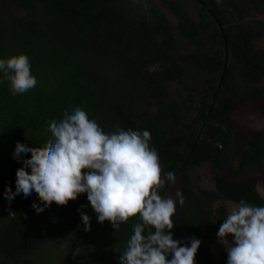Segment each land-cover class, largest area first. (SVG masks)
<instances>
[{"label":"trees","instance_id":"trees-1","mask_svg":"<svg viewBox=\"0 0 264 264\" xmlns=\"http://www.w3.org/2000/svg\"><path fill=\"white\" fill-rule=\"evenodd\" d=\"M161 1L174 16L173 24L153 5L146 10L139 0H0V13L14 11L7 20L0 19V58L26 54L38 85L32 93L14 95L0 73V264H119L138 217L118 229L109 221L100 223L86 193L67 205L56 204L57 214L38 197L15 205L5 197L9 186L18 194V173L25 171L14 157L17 142L36 152L47 149L54 139L52 126L63 119L65 110L71 112L77 106L105 132L117 128L150 132L162 178L169 171L175 174V183L166 181L159 189L162 196L168 187L178 188L176 175L183 174L177 190L185 202L177 203L172 217L174 239L187 243L202 227L214 236L227 215L223 204L211 205L218 200L238 203L244 199L264 206L256 189L258 183L264 186V134L237 139L229 129L231 113L247 100H260L264 111V49L254 44L264 32L259 17L264 0H246L256 6V36L226 26L228 6L235 9L245 0H222V4L208 0L200 10L205 15L196 20L176 0ZM219 25L225 27L220 30ZM177 36L196 48L181 50ZM224 48L237 59L240 76L250 85L246 90L225 78L221 89L214 87L223 71L234 76L233 66L225 65ZM190 70L212 76L206 81L208 87L199 90L200 102L193 94L195 86L189 85ZM172 86L188 94L189 110L196 107L190 124H184L174 101L167 98L166 88ZM209 89L217 94L211 109ZM226 150L237 159L228 165L230 176L214 175L215 191L200 190L205 196L198 200L186 174L209 154L219 159ZM224 161L225 157L219 159L217 167L223 169ZM28 162L34 161L29 158ZM248 164L261 171V177L240 179ZM37 206L44 211L36 213ZM81 212L90 217L87 230ZM50 213L54 219L47 218ZM212 263L206 253L195 256V264ZM217 264H227V252Z\"/></svg>","mask_w":264,"mask_h":264},{"label":"clouds","instance_id":"clouds-1","mask_svg":"<svg viewBox=\"0 0 264 264\" xmlns=\"http://www.w3.org/2000/svg\"><path fill=\"white\" fill-rule=\"evenodd\" d=\"M0 73L14 95L37 89L26 54L0 58ZM51 135L53 142L40 152L17 142L14 157L25 171L18 173V194L10 186L6 189L10 205L38 197L44 207L64 206L86 193L100 223L109 221L118 229L138 217L119 264H195L201 240L193 236L182 243L173 237L172 217L177 203L183 205L185 198L179 190L175 199L160 194L166 181L175 183V174L169 171L162 178L159 155L150 146L147 129L105 132L77 106L71 112L65 110ZM29 158L34 162L29 163ZM44 207L34 211L39 214ZM80 215L87 230L90 217ZM217 237L226 248L227 264H264V206L244 199L234 203Z\"/></svg>","mask_w":264,"mask_h":264},{"label":"rangeland","instance_id":"rangeland-1","mask_svg":"<svg viewBox=\"0 0 264 264\" xmlns=\"http://www.w3.org/2000/svg\"><path fill=\"white\" fill-rule=\"evenodd\" d=\"M142 5L145 6L146 10H149L151 5H153L160 13L164 14L169 21L170 24H173L176 20L174 19V16L167 11V9L164 8V5L161 0H150V2L147 3L146 0H139ZM182 9L186 10L191 17H193L195 20L200 18V16H203L202 14H199V8H200V2L207 3L208 0H177ZM219 3L222 4V0H218ZM246 1V0H245ZM255 4L250 3L246 1L244 5H238L235 9L228 6L226 15L228 17V26L231 31H236L243 33V31L252 32L256 36V32L258 29V25L254 22V14H255ZM13 9H10L8 13H0V19L3 17L4 19H8L9 15L13 14ZM264 12L259 13V17L264 22ZM262 36L259 38L256 37L254 40L255 47L257 49H264V32L261 34ZM202 41H207V38L205 35H201ZM177 47L181 50H187L190 51L193 48H196L195 46H192L191 43H188L185 40L180 39L178 36L176 38ZM227 56V55H226ZM229 62V63H228ZM228 62L227 65L231 67V65L234 68V77L230 79L229 81L232 82V84L237 85L241 90H246L250 85L249 83L245 84V82L242 80L240 76V71L237 66V59L235 57H231L230 54H228ZM235 64V65H234ZM189 80L191 83L189 85L195 86V92L202 89V86L205 84L206 80L209 79V77L204 73H200L194 70H190L187 73ZM218 76V75H217ZM213 76V77H217ZM261 85L263 83V79H260L259 82ZM254 84V83H251ZM255 85V84H254ZM167 98H170L171 101H174V104L177 102L179 103L180 107H177V113H181L182 120L184 124H190L192 116L196 111V107H194L191 110L185 109V102H183L182 93L176 89V87H168L166 88ZM264 94V93H263ZM260 108V109H259ZM230 121L229 122V129L232 130V133L235 138L239 139L242 135H247L249 133H255L260 132L264 134V111L261 107V101L260 100H253L250 99L246 101L244 104H242L238 110L234 111L230 115ZM214 123V121H212ZM224 148L222 147V150ZM231 152L229 150L224 151V157H225V164L223 169H220L219 166L217 167L216 163L221 160L222 158H216L215 155L209 154L208 157L201 161L200 164L196 167H193L189 169L188 173L186 174V179L188 181V187L190 191L194 194L195 198L199 200V197H203V195L200 190L205 191L207 193H213L215 191V183H214V175L220 173L223 174L226 177L230 176V171L228 170L229 164H236V157L231 156ZM242 174L240 175V179L248 180L250 178H259L261 177V171L256 169V167L253 164H248L245 166V168L242 170ZM183 174L178 173L176 175L177 180V189L181 188V185L183 183V179L181 178ZM176 189V188H175ZM176 190H171L170 187L165 191L164 196H172L174 199L176 198L175 194L177 192ZM257 191L261 195L262 198H264V186L261 183H258L256 186ZM201 201V200H200ZM223 204L227 210V214L231 209V206L234 204L230 200H218L217 202L212 203L211 205L213 208H216L218 205ZM51 212L56 214L58 213L56 204L53 203L50 206ZM55 214V215H56ZM54 219V214L48 215L47 218ZM227 216V215H226ZM220 225L216 228V234L213 236L211 232H209L208 229H205L204 227L200 228L195 233L191 234L189 236V239L193 236L199 238L201 240V245L197 251V253H206L207 256L212 258L213 263L217 264L218 257L223 252H227L224 245H222L217 237V231ZM229 243H232V237H228Z\"/></svg>","mask_w":264,"mask_h":264},{"label":"flooded vegetation","instance_id":"flooded-vegetation-1","mask_svg":"<svg viewBox=\"0 0 264 264\" xmlns=\"http://www.w3.org/2000/svg\"><path fill=\"white\" fill-rule=\"evenodd\" d=\"M177 1V0H176ZM195 1H199L200 2V0H195ZM178 2V1H177ZM179 3V2H178ZM180 4V3H179ZM205 5V3H203V2H200V8H199V14H202V13H200V10L202 9V7ZM184 10V9H183ZM186 11V10H185ZM205 15V13H203V16ZM210 21V20H209ZM226 26H228V24L226 25ZM223 27H225V26H222V25H219V28H220V30L221 29H223ZM228 54H229V51H228V49L227 48H224V60H225V62H226V64L225 65H227V62H228ZM227 55V56H226ZM233 71H234V69H232ZM204 74H206V73H204ZM206 75H208L209 76V74H206ZM234 76H232V75H229V74H227L226 75V72L224 73V71H223V73H221V75H220V77L218 78V79H216L215 80V82H213V84H214V87H216L217 89H221V86H222V84H221V82H222V80L225 78L227 81H229L230 79H232ZM209 79H210V77H209ZM208 80V79H207ZM206 80V81H207ZM207 85V82H205V84L202 86V90H205L204 89V87H208V86H206ZM232 87H234L233 85H231ZM235 86H237V85H235ZM185 91V93H187L188 92V90H184ZM209 91H210V96H213V98L211 99L210 98V104H211V106H210V109L215 105V104H217V94H215V93H212L213 92V89H209ZM182 92V91H181ZM190 92V91H189ZM199 92L200 91H194V96L196 97V98H198L199 99V102H200V100H201V94H199ZM187 95L188 94H184V93H182V98H183V102H185V99H187ZM248 101V100H247ZM188 102H189V100H188ZM188 102H185L184 104H185V109H184V111H186V110H189L188 109V107H187V103ZM190 103V102H189ZM177 107H180V105H179V103L177 102L176 104H175V111H178L177 110ZM180 113V112H179ZM195 115H196V112L194 113V115L192 116V118H194L195 117ZM198 125H200V124H198ZM202 133H200L199 132V134H198V136H197V138L199 139V138H201V135ZM232 135H233V133H232ZM234 136V135H233ZM244 136H246V135H242V136H240V138H242V137H244ZM219 148H222V145H219Z\"/></svg>","mask_w":264,"mask_h":264},{"label":"bare ground","instance_id":"bare-ground-1","mask_svg":"<svg viewBox=\"0 0 264 264\" xmlns=\"http://www.w3.org/2000/svg\"><path fill=\"white\" fill-rule=\"evenodd\" d=\"M213 6V5H212ZM213 8V7H212ZM213 10V9H212ZM213 12V11H212ZM213 14V13H212ZM260 109V108H259ZM93 229V228H92ZM95 231V230H94ZM103 232V231H102ZM85 234V233H84ZM90 234V233H89Z\"/></svg>","mask_w":264,"mask_h":264}]
</instances>
